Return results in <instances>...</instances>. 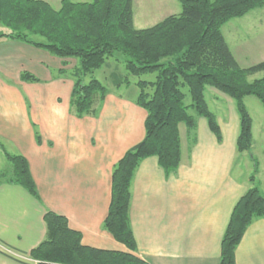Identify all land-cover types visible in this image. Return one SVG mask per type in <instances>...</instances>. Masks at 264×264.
<instances>
[{
    "label": "crops",
    "instance_id": "1",
    "mask_svg": "<svg viewBox=\"0 0 264 264\" xmlns=\"http://www.w3.org/2000/svg\"><path fill=\"white\" fill-rule=\"evenodd\" d=\"M77 66L76 58L0 39V172L12 170L5 154L21 156L36 189L34 197L20 185L0 184V246L11 251L0 248V264H36L29 253L46 235V211L63 216L85 247L131 253L147 264H218L232 210L252 187L245 157L256 163L253 184L264 196V116L259 113L256 124L245 102L249 97L244 98L252 146L238 153L234 102L210 90L209 110L221 142L206 119L194 113L191 136L183 123L178 125L181 161L175 171L166 173L156 157L140 162L130 185L129 220L136 243L130 252L102 225L113 167L143 140L147 113L135 103L137 90L125 95L106 88L94 111L76 118L69 103L70 73ZM23 72L37 81H21ZM130 89L131 84L125 86L126 92ZM234 257L235 264H264V219L250 223Z\"/></svg>",
    "mask_w": 264,
    "mask_h": 264
},
{
    "label": "trees",
    "instance_id": "2",
    "mask_svg": "<svg viewBox=\"0 0 264 264\" xmlns=\"http://www.w3.org/2000/svg\"><path fill=\"white\" fill-rule=\"evenodd\" d=\"M181 12L169 15L155 25L135 29L132 0H61L53 9L41 0H0V39L8 38L42 48L60 58H76L78 66L70 76V113L81 118L94 111L104 99L106 88L96 79L85 82L87 75L100 69L115 53L125 56V71L132 76L157 73L154 82L138 81L135 103L146 113L145 136L125 152L113 167L111 197L103 229L128 251L136 243L129 220L130 185L140 162L156 157L166 172L175 171L181 161L178 125L195 129L189 109L206 119L217 142L220 128L204 96L206 86L233 100L239 121L236 139L238 153L250 152L252 119L244 98L255 97L264 109V61L241 68L226 44L221 28L232 19L264 7V0H177ZM38 37L32 40L31 37ZM261 73L258 79L249 76ZM20 80L36 82L23 72ZM150 87L151 93L146 92ZM187 89L190 104H185ZM11 172H0L2 182L22 186L36 197L34 182L24 158L5 154ZM256 166V163L254 162ZM252 183L235 204L221 241L218 264H235V249L257 218L264 219V196ZM44 239L30 251L36 264H147L131 253L103 251L85 247L80 233L69 228L67 220L51 211L43 217Z\"/></svg>",
    "mask_w": 264,
    "mask_h": 264
},
{
    "label": "rangeland",
    "instance_id": "3",
    "mask_svg": "<svg viewBox=\"0 0 264 264\" xmlns=\"http://www.w3.org/2000/svg\"><path fill=\"white\" fill-rule=\"evenodd\" d=\"M44 1L53 9H58L60 7L61 0ZM71 1L90 2L91 0ZM180 12L181 5L177 0H132L133 25L135 29L151 27L165 17L177 15ZM0 32L7 33L9 31L5 27L0 26ZM221 33L239 67L247 68L264 61V8L254 9L241 18L230 20L222 26ZM31 39L37 40L39 38L33 36ZM107 60V63L100 69L94 71L92 75H87L85 81L91 78L96 79L100 81L105 88L116 90L125 95H130L134 90H137L139 93V89L136 86L138 81H155L157 73H145L139 76L129 75L124 68L125 56L119 53H115L113 57ZM261 76V73L249 76L248 81L258 79ZM128 84H131V89L126 92L125 86ZM211 89L214 88L206 86L204 90L205 100L210 110L213 109V99L210 95ZM151 91L152 89L150 87L146 89L148 93H151ZM182 91L186 95L184 100L185 104H190V97L187 93V89L184 88ZM245 102L249 109V113L257 124L258 116H260L259 113H261V116H264L263 107H261L260 102L252 96L246 98ZM251 102L257 104L255 106H257L261 112H258ZM189 113L193 115L194 111L190 109ZM239 159H242V157H239ZM243 163L248 164L247 171L251 176H254V163L249 161L247 157L244 158ZM6 164L11 167L9 162Z\"/></svg>",
    "mask_w": 264,
    "mask_h": 264
},
{
    "label": "built area",
    "instance_id": "4",
    "mask_svg": "<svg viewBox=\"0 0 264 264\" xmlns=\"http://www.w3.org/2000/svg\"><path fill=\"white\" fill-rule=\"evenodd\" d=\"M0 248H2L3 250H5V251H7V252L11 253V251H10V250H7V249L3 248L2 246H0ZM33 261H34V260H33ZM34 263H36V262L34 261Z\"/></svg>",
    "mask_w": 264,
    "mask_h": 264
}]
</instances>
